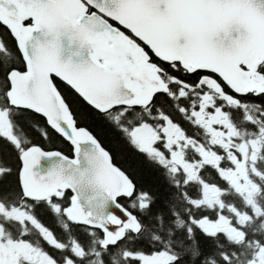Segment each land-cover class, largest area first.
<instances>
[{"label":"snow or ice","instance_id":"snow-or-ice-1","mask_svg":"<svg viewBox=\"0 0 264 264\" xmlns=\"http://www.w3.org/2000/svg\"><path fill=\"white\" fill-rule=\"evenodd\" d=\"M0 264H264V0H0Z\"/></svg>","mask_w":264,"mask_h":264},{"label":"trees","instance_id":"trees-1","mask_svg":"<svg viewBox=\"0 0 264 264\" xmlns=\"http://www.w3.org/2000/svg\"><path fill=\"white\" fill-rule=\"evenodd\" d=\"M61 90L62 94L66 96L70 102H74L75 98L71 94L70 90L67 89L62 82H56ZM91 130H93L94 134L97 136L98 139L104 144V146L110 150H112L114 155V163L117 164L119 167L127 169V168H136L139 169L141 167V162L139 158L134 157L131 153H128L123 150H116L114 148V142L110 136V134L104 129L102 123L100 121H96L91 123L90 125ZM45 148L50 149H58L64 152L67 155H72L71 146L62 140H56L54 143H46Z\"/></svg>","mask_w":264,"mask_h":264},{"label":"water","instance_id":"water-1","mask_svg":"<svg viewBox=\"0 0 264 264\" xmlns=\"http://www.w3.org/2000/svg\"><path fill=\"white\" fill-rule=\"evenodd\" d=\"M50 150H52V149H50ZM57 150V149H56ZM64 153V152H63ZM65 154V153H64ZM67 155V154H66ZM117 165V164H116ZM118 166V165H117ZM119 167V166H118Z\"/></svg>","mask_w":264,"mask_h":264},{"label":"flooded vegetation","instance_id":"flooded-vegetation-1","mask_svg":"<svg viewBox=\"0 0 264 264\" xmlns=\"http://www.w3.org/2000/svg\"><path fill=\"white\" fill-rule=\"evenodd\" d=\"M58 81H60L59 79H57ZM57 80H56V82H57ZM61 82V81H60Z\"/></svg>","mask_w":264,"mask_h":264}]
</instances>
